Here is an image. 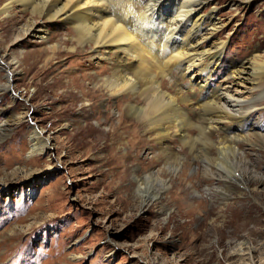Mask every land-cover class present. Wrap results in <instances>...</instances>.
Returning a JSON list of instances; mask_svg holds the SVG:
<instances>
[{
  "label": "rangeland",
  "instance_id": "obj_1",
  "mask_svg": "<svg viewBox=\"0 0 264 264\" xmlns=\"http://www.w3.org/2000/svg\"><path fill=\"white\" fill-rule=\"evenodd\" d=\"M241 1L229 5L218 0L217 16L226 22L207 46L219 39H226V44L212 73V84L230 70L231 63L240 64L249 56L255 45L264 59V0ZM43 23L60 38L68 30L61 21ZM5 26L0 22V31ZM9 42L0 44V54L5 50L19 56L21 51L43 46L40 38L30 35L19 39L20 44ZM65 56L53 59L55 71H64L69 63ZM70 66L72 73L83 72L78 64ZM173 73L179 85L188 83V75L179 68ZM4 74L0 68V81ZM22 75L13 81L16 99L10 91L0 90V123L28 111L23 121L0 137V264H264V188L260 182L264 177V105L246 119L245 125L255 124V129L237 131L247 140L237 168L244 182L238 171L233 177L226 175L223 168L227 164L195 159L197 150L185 151L179 140L172 142L180 162L184 158L189 162L186 180L175 181L187 190L188 201L195 200L194 209L185 213L173 207L162 209L161 202L167 200L163 194L143 206L136 190L128 188L131 175L118 156L119 149L106 146L98 152L90 140L95 121L91 119L79 132L64 126L63 114L74 117L80 104L76 100L58 102V90L47 89L48 78L34 69ZM64 104H69L65 112H51ZM31 123L42 127L52 142L42 153L28 154ZM206 164L225 174L227 184L206 177ZM17 167L22 170L13 172ZM154 186L161 188L160 183ZM207 188L211 189L208 193ZM171 203L178 205L174 198ZM242 239L246 240L243 246L251 247L236 251Z\"/></svg>",
  "mask_w": 264,
  "mask_h": 264
},
{
  "label": "bare ground",
  "instance_id": "obj_2",
  "mask_svg": "<svg viewBox=\"0 0 264 264\" xmlns=\"http://www.w3.org/2000/svg\"><path fill=\"white\" fill-rule=\"evenodd\" d=\"M226 2L236 4V0ZM217 5L218 0H0V22L7 24L0 31L1 46L9 41L16 44L27 35L40 38L43 44L19 56L5 50L0 54V68L5 71L0 90L10 91L16 99L14 79L33 69L42 74L48 78L46 88L58 90V102L76 100L80 104L74 117L63 114L66 128L79 132L93 119L90 140L98 152L106 146L119 149L118 156L131 175L128 188L136 190L143 206L163 194L167 200L161 202L162 209L189 213L195 200L188 201L187 190L175 184L176 179L186 180L189 162L186 158L180 162L172 142L179 140L185 151L197 150L195 159L229 165L223 169L234 176L243 141H247L237 131L255 129V124L245 125L246 119L264 105V59L257 45L240 64L231 63L216 84L210 82L226 44V39H219L207 46L226 22L217 16ZM47 21L67 24L65 36L53 33L43 23ZM64 54L68 65L64 71H55L53 59ZM55 62L58 65L61 60ZM71 64L75 68L78 64L83 72L72 73ZM178 68L188 75L187 84L179 85L174 79ZM59 108L51 112L63 113L69 104ZM26 114L23 110L11 121L2 120L0 137ZM29 128L28 154L46 151L52 145L50 137L34 123ZM137 149L144 154L139 156ZM16 169L22 170L17 167L13 172ZM205 170L213 182L226 183V175L214 166L206 164ZM237 174L244 182L241 172ZM260 182L264 188V177ZM156 183L163 192L154 188ZM172 198L178 205H172ZM212 198L213 194L209 199L214 203ZM238 244L236 251L251 247L243 246L244 239Z\"/></svg>",
  "mask_w": 264,
  "mask_h": 264
}]
</instances>
